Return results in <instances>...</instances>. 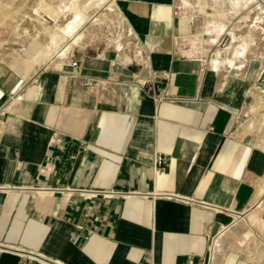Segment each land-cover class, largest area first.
Wrapping results in <instances>:
<instances>
[{
	"label": "crops",
	"instance_id": "0c3cea01",
	"mask_svg": "<svg viewBox=\"0 0 264 264\" xmlns=\"http://www.w3.org/2000/svg\"><path fill=\"white\" fill-rule=\"evenodd\" d=\"M104 4L0 52V264H264V0Z\"/></svg>",
	"mask_w": 264,
	"mask_h": 264
},
{
	"label": "rangeland",
	"instance_id": "374dc122",
	"mask_svg": "<svg viewBox=\"0 0 264 264\" xmlns=\"http://www.w3.org/2000/svg\"><path fill=\"white\" fill-rule=\"evenodd\" d=\"M53 1L0 0V52H54L61 45L81 46L86 41L82 34L86 30L87 33L102 31L105 42L114 43L109 22L115 21L116 15L107 11L106 0H62L73 6L63 8L60 18L53 15ZM79 20H82L80 24ZM77 27L81 33H76L69 42L52 39L56 36L54 31L63 34L76 31Z\"/></svg>",
	"mask_w": 264,
	"mask_h": 264
}]
</instances>
